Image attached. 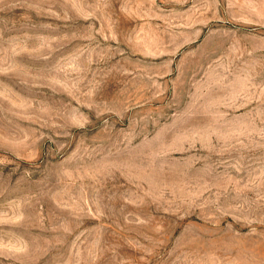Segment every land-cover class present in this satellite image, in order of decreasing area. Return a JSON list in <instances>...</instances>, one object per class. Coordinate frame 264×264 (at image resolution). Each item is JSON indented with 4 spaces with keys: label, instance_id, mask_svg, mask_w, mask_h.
Masks as SVG:
<instances>
[{
    "label": "rangeland",
    "instance_id": "1",
    "mask_svg": "<svg viewBox=\"0 0 264 264\" xmlns=\"http://www.w3.org/2000/svg\"><path fill=\"white\" fill-rule=\"evenodd\" d=\"M0 264H264V0H0Z\"/></svg>",
    "mask_w": 264,
    "mask_h": 264
}]
</instances>
